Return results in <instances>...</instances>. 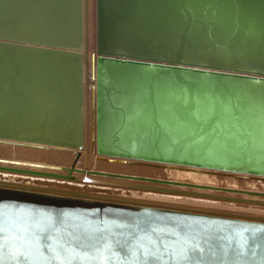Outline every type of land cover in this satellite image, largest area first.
I'll return each mask as SVG.
<instances>
[{
	"label": "water",
	"instance_id": "1",
	"mask_svg": "<svg viewBox=\"0 0 264 264\" xmlns=\"http://www.w3.org/2000/svg\"><path fill=\"white\" fill-rule=\"evenodd\" d=\"M85 16L0 0V144L74 154L1 152L0 173L90 186L1 180L0 264H264V215L131 197L264 207L261 189L134 169L264 183V0H95L89 74Z\"/></svg>",
	"mask_w": 264,
	"mask_h": 264
},
{
	"label": "bare ground",
	"instance_id": "2",
	"mask_svg": "<svg viewBox=\"0 0 264 264\" xmlns=\"http://www.w3.org/2000/svg\"><path fill=\"white\" fill-rule=\"evenodd\" d=\"M87 1H88V4H90L89 9H90V13L92 14V18H94V23H93L94 44L92 47L93 49L91 50V53H92L94 50V47H95V37H96L95 0H93V4H92V0L91 1L87 0ZM82 54L85 57L84 51H82ZM89 64H90V55H89ZM86 71H87V74H89V71H90L89 66L86 69ZM90 82L91 81L86 78V80H85L86 85L90 84ZM4 148L8 149V150L11 149V147L7 146V144L4 145ZM13 149H16L19 151V153H21V154L23 153L26 155L29 154V152H34V153H31L32 155H27V156L24 155V157L36 158V159H45V160H51L54 162H70L74 156V154L71 152L70 153H67L66 151L57 152V151H51L50 149H38V148H33V147H17L16 146ZM2 151H3V149H2ZM68 156H69V161H64V158H67ZM82 160H83V158L81 159V161H79V163L83 162ZM79 163H78L79 166L83 165V164H79ZM89 163H92V162L90 161ZM93 163H94V161H93ZM94 164L101 166V162H95ZM119 165L120 164L115 163V164H112L111 167L119 166ZM163 172H166L168 174L165 177L173 179V180L189 181V182H193V183H197V184L221 185V184H218V181L217 182L214 181V178H217L215 174H209V173L204 172V171L201 172V171H195V170H181V169H177V168H149V167L148 168L146 167V169L143 170V173H149L151 175L160 176V177L162 176L161 174ZM223 178H227V180H228L227 181L228 184H224L227 187H231V188L246 187V188H250V189H258L259 190L261 188L257 187V184H260L261 186H263V188L261 190H264V184H262L260 182H251V183L250 182H240L238 185V184H236L237 181H235V179H233L231 177L223 176L222 179ZM1 180H5L8 182H16V183L25 184V185H27V184L36 185L39 187L40 186L41 187L46 186V187L66 188L67 186H72V185L78 186V187H90L88 185H83L80 183L76 184V183L67 182V181H57L54 179H44V178L38 179V178H34V177H26V176H22V175H18V174H9V173H4V172L0 173V181ZM35 181H37V182H35ZM244 183L247 186H245ZM91 187H95V186H91ZM96 188H99V187H96ZM131 197L138 198V199H144V200H148V201L168 202V203H173V204H183V205H188V206L214 208V209L227 210V211L238 210L235 212L249 213L248 210L247 211L244 210L245 211L244 212L243 209L240 210L238 207H235V205L229 206V205H225L224 203H221L219 201L202 199V198L158 194V193H149V192H143V193L139 194L138 192H135V191H131ZM263 212H264V210H263ZM254 214H256V213H254ZM261 214H262V212H261Z\"/></svg>",
	"mask_w": 264,
	"mask_h": 264
},
{
	"label": "rangeland",
	"instance_id": "3",
	"mask_svg": "<svg viewBox=\"0 0 264 264\" xmlns=\"http://www.w3.org/2000/svg\"><path fill=\"white\" fill-rule=\"evenodd\" d=\"M89 1H91V0H89ZM86 16H85V47H84V49H83V51H84V54H85V58H86V60H87V68H88V66H89V55L91 54V50L93 49L92 47H93V44H94V29H93V23H94V18H92V14L90 13V9H89V7H90V4H88V1L86 0ZM92 4H93V0H92ZM7 144V146H9V147H11V149H5L4 148V145H6ZM26 147V146H20V145H15L14 143H1L0 144V153H1V151H2V149H3V151L2 152H5V153H9L8 155H11L12 154V156H24V155H26V154H21V153H19V151L18 150H16V149H13V148H15V147ZM12 150V151H11ZM9 151V152H8ZM18 151V152H17ZM67 153H70V152H68V151H66ZM17 153V154H16ZM31 153H34V152H29V154H27V155H32ZM14 154V155H13ZM26 155V156H27ZM64 161H69V156L67 157V158H64ZM115 167V166H114ZM134 169H136V170H139V171H141V172H143V170L144 169H146V167H134ZM163 177H165V176H167L168 174L166 173V172H163L162 174H161ZM217 178H214V181H218V184H221V185H224V184H228V180H227V178H223L222 179V177H218V176H216ZM226 181V182H225ZM235 181H237L236 182V184H238L239 185V183L240 182H255V181H239V180H236L235 179ZM223 182V183H222ZM260 183H262V182H260ZM245 184V183H244ZM262 184H264V183H262ZM259 185V186H258ZM245 186H247L246 184H245ZM257 187H259V188H263V186H261L260 184H257ZM219 202H221V201H219ZM221 203H224L225 205H235V207H238L240 210L241 209H243V211L244 210H248V212L249 213H256V214H260V215H264L263 213V208L264 207H260V206H252V205H245V204H234V203H227V202H221ZM248 208V209H247ZM259 208V209H258ZM254 209V210H253ZM234 211H238V210H234ZM251 211V212H250ZM255 211V212H254ZM245 212V211H244ZM260 212V213H259ZM261 212H262V214H261Z\"/></svg>",
	"mask_w": 264,
	"mask_h": 264
},
{
	"label": "snow or ice",
	"instance_id": "4",
	"mask_svg": "<svg viewBox=\"0 0 264 264\" xmlns=\"http://www.w3.org/2000/svg\"><path fill=\"white\" fill-rule=\"evenodd\" d=\"M195 247H198V245L195 246ZM195 247H193V248H191V249H188V250L195 251ZM185 258L187 259V257H185Z\"/></svg>",
	"mask_w": 264,
	"mask_h": 264
},
{
	"label": "crops",
	"instance_id": "5",
	"mask_svg": "<svg viewBox=\"0 0 264 264\" xmlns=\"http://www.w3.org/2000/svg\"><path fill=\"white\" fill-rule=\"evenodd\" d=\"M79 164H83V162L79 163Z\"/></svg>",
	"mask_w": 264,
	"mask_h": 264
}]
</instances>
